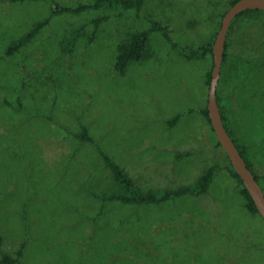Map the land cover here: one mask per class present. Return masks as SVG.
<instances>
[{"label": "rangeland", "instance_id": "rangeland-1", "mask_svg": "<svg viewBox=\"0 0 264 264\" xmlns=\"http://www.w3.org/2000/svg\"><path fill=\"white\" fill-rule=\"evenodd\" d=\"M95 1L0 0V264H264V220L201 113L211 54L187 59L154 30L143 60L113 67L117 44L152 21L176 43L210 42L228 0L51 14L52 3ZM230 27L219 106L264 188V12ZM101 153L143 191L191 184L209 167L212 179L204 194L122 204L103 197L118 187Z\"/></svg>", "mask_w": 264, "mask_h": 264}, {"label": "trees", "instance_id": "trees-1", "mask_svg": "<svg viewBox=\"0 0 264 264\" xmlns=\"http://www.w3.org/2000/svg\"><path fill=\"white\" fill-rule=\"evenodd\" d=\"M16 1V0H13ZM235 1L237 0H228L226 7L228 8L230 5H232ZM143 3V0H96L93 4H79L78 6L72 8V7H63L58 4L52 3L53 8L51 11V14H57V13H62V12H72V13H77L81 12L87 8H93V7H99V6H107V7H121L124 9H139ZM226 8V10H227ZM248 12H264L260 10H248L240 13L239 15L236 16L239 17L242 14L248 13ZM225 13V12H224ZM223 16V15H222ZM49 18H46L42 21H39L34 25V27L28 32L26 35H23L22 37L13 40L6 48L5 53L7 55H12L15 52H17L23 45H25L28 40L36 33L38 32L47 22ZM99 20H95V23H98ZM231 26V25H230ZM231 27H229L230 30ZM154 30H161L163 33V36L165 37L166 40L169 41L171 48L179 52L181 55H183L185 58L190 59V58H203L206 53L211 54V49H212V42L213 39L203 45L199 46H186L182 45L179 43L174 42L173 40L170 39L168 36V32L166 31V27H163L156 21L151 22V28L150 30H143V31H137V32H131L127 35V37L119 42L116 46V53L114 57V64L113 67L114 69L119 72L120 74L124 73L127 66L136 61H141L146 57V48L148 45V40H149V33ZM228 30V32H229ZM227 32V35H228ZM215 35V34H214ZM226 35V38H227ZM76 36V33H73L70 37L66 38L62 42L61 49L62 50H68L69 47L73 44L74 38ZM226 46L227 42H225V49H224V58L223 62L226 57ZM260 51L264 50V42L260 45ZM262 52V51H261ZM222 62V64H223ZM222 66V65H221ZM210 71L209 69L205 73V84L208 85L210 81ZM216 98L217 102L219 105V97L217 94L216 90ZM220 113H221V118L224 126L226 127L229 135L232 137V140L236 144L239 152L243 156L248 168L251 170L253 173L255 179L259 183V178L258 175L256 174L253 165L251 161L249 160L247 156L246 149L243 145L239 144L238 140L233 136V133L230 131L228 126L226 125L225 122V117L223 115L222 109L220 108ZM201 113L203 116L206 118L208 124H209V119L207 116V110H206V105L205 107L201 110ZM177 120V117L171 121L170 123H175ZM210 126V124H209ZM211 128V127H210ZM212 131V129H211ZM213 133V132H212ZM81 137H84V135H81ZM216 145L219 147V143L216 141ZM225 155V154H224ZM101 158L103 159L104 166L111 175L112 180L115 182V184L118 187V190L116 192H113L109 195H104L103 197L108 200H117L122 204H144V203H161L163 201H166L172 197L184 195L186 193H191V194H204L207 191L208 185L212 179V173H213V168L209 167L205 169L197 178L196 180L191 183V184H185L181 185L172 189H148L146 191H143L142 188L134 182V180L122 169V167L111 160L107 155L101 153ZM226 160L228 161L227 157ZM228 171L233 176L239 186H240V192L243 195L245 199V207L252 212L253 214H258L257 209L254 205L253 200L251 199L247 189L243 185L241 179L238 177V175L235 173L233 168L230 166L228 162ZM260 185V183H259ZM261 186V185H260ZM262 188V186H261ZM264 191V188H262ZM2 262V261H1ZM3 262H11L6 256L3 257Z\"/></svg>", "mask_w": 264, "mask_h": 264}, {"label": "water", "instance_id": "water-1", "mask_svg": "<svg viewBox=\"0 0 264 264\" xmlns=\"http://www.w3.org/2000/svg\"><path fill=\"white\" fill-rule=\"evenodd\" d=\"M248 10L264 11V0H237L227 8L221 17L219 28L212 42V66L206 95V110L210 127L216 141L219 143V147L227 157L230 166L247 189L258 214L264 220V191L248 168L243 156L224 126L216 98L227 32L236 16Z\"/></svg>", "mask_w": 264, "mask_h": 264}]
</instances>
